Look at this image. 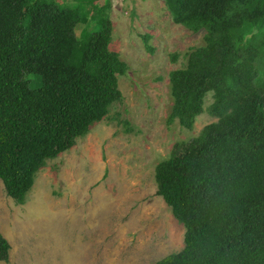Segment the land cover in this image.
Wrapping results in <instances>:
<instances>
[{
	"label": "trees",
	"instance_id": "obj_1",
	"mask_svg": "<svg viewBox=\"0 0 264 264\" xmlns=\"http://www.w3.org/2000/svg\"><path fill=\"white\" fill-rule=\"evenodd\" d=\"M60 1L0 0V180L19 205L123 100L111 0ZM164 2L175 24L205 32L170 75V122L192 131L209 94L218 121L157 166V195L186 231L185 248L157 264H264V0ZM10 251L0 232V262Z\"/></svg>",
	"mask_w": 264,
	"mask_h": 264
},
{
	"label": "rangeland",
	"instance_id": "obj_2",
	"mask_svg": "<svg viewBox=\"0 0 264 264\" xmlns=\"http://www.w3.org/2000/svg\"><path fill=\"white\" fill-rule=\"evenodd\" d=\"M111 6L110 50L128 66L119 77L123 100L70 151L48 161L24 205L0 180V232L11 245L9 262L0 264H157L185 248L184 226L157 195L156 169L218 121L209 94L192 131L170 122V75L205 45V32L175 24L164 0ZM83 29L77 27L78 38ZM260 78L263 84L262 68Z\"/></svg>",
	"mask_w": 264,
	"mask_h": 264
}]
</instances>
